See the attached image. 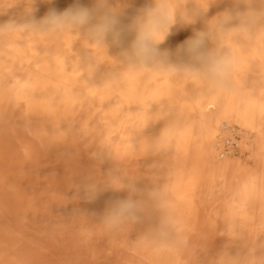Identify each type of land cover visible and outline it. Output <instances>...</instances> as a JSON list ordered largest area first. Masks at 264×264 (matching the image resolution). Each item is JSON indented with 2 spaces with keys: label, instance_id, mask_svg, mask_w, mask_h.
<instances>
[{
  "label": "rangeland",
  "instance_id": "1",
  "mask_svg": "<svg viewBox=\"0 0 264 264\" xmlns=\"http://www.w3.org/2000/svg\"><path fill=\"white\" fill-rule=\"evenodd\" d=\"M149 2L109 0L124 23ZM73 3L0 0V264H264V179L240 189L264 146V36L214 39L235 62L229 87L216 88L192 69H133L115 47L33 26ZM172 3L208 13L188 24L170 9L161 48L239 0ZM246 107L249 124L229 112ZM227 126L249 147L219 158ZM128 185L144 194L142 211L106 223Z\"/></svg>",
  "mask_w": 264,
  "mask_h": 264
},
{
  "label": "clouds",
  "instance_id": "2",
  "mask_svg": "<svg viewBox=\"0 0 264 264\" xmlns=\"http://www.w3.org/2000/svg\"><path fill=\"white\" fill-rule=\"evenodd\" d=\"M174 7L188 24L206 19L208 13V9H201L190 14L181 6L174 5L172 0H151L147 6L137 10L130 23H124V14L113 11L109 0H94L92 7L74 0L71 6L62 11L51 9L33 26L51 32L77 31L90 42L115 47L122 61L133 69L189 68L212 87L228 88L235 62L232 56L213 47V41L224 31L264 36V0H239L237 5L225 9L210 21L206 20L204 28L194 29L192 35L174 49L161 48L171 35L174 17L170 9ZM127 187L132 195L109 202L104 217L106 223L136 219L142 211V199L134 196L142 197L144 194L134 185ZM86 194L89 199H95L98 191L95 186H88Z\"/></svg>",
  "mask_w": 264,
  "mask_h": 264
},
{
  "label": "built area",
  "instance_id": "3",
  "mask_svg": "<svg viewBox=\"0 0 264 264\" xmlns=\"http://www.w3.org/2000/svg\"><path fill=\"white\" fill-rule=\"evenodd\" d=\"M240 146L241 139L238 135L237 127H222L215 144L218 157L224 158L230 155H237L241 149Z\"/></svg>",
  "mask_w": 264,
  "mask_h": 264
},
{
  "label": "bare ground",
  "instance_id": "4",
  "mask_svg": "<svg viewBox=\"0 0 264 264\" xmlns=\"http://www.w3.org/2000/svg\"><path fill=\"white\" fill-rule=\"evenodd\" d=\"M229 112H231L233 114V116L235 117V119L237 121H239L240 123L249 124L250 119H251V116H250L251 110L249 108L246 107L242 110H236L235 112L230 110ZM243 139H244V137H243ZM248 143H249V141H241V146L244 145V146L249 147ZM248 151L252 155L251 149H248ZM260 152L262 155L261 157L263 158L262 160L264 161V146L260 149ZM226 157H229V156H226ZM254 177H255V180L252 183L250 181H247V180L242 181V183L240 184L241 191L242 190L249 191V189L254 188L256 186V184L261 181V179H264V169L262 167L259 168L258 171L256 172V174L254 175Z\"/></svg>",
  "mask_w": 264,
  "mask_h": 264
},
{
  "label": "crops",
  "instance_id": "5",
  "mask_svg": "<svg viewBox=\"0 0 264 264\" xmlns=\"http://www.w3.org/2000/svg\"><path fill=\"white\" fill-rule=\"evenodd\" d=\"M262 157H260V159L258 160V162H257V164L254 166V168H252V169H254V170H257V169H259L261 166L260 165H262L261 164V162H262ZM242 170H244V169H242Z\"/></svg>",
  "mask_w": 264,
  "mask_h": 264
}]
</instances>
